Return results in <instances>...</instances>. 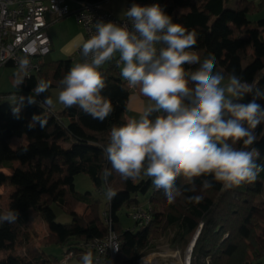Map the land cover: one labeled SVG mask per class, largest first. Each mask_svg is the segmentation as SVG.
Wrapping results in <instances>:
<instances>
[{
	"label": "trees",
	"instance_id": "obj_1",
	"mask_svg": "<svg viewBox=\"0 0 264 264\" xmlns=\"http://www.w3.org/2000/svg\"><path fill=\"white\" fill-rule=\"evenodd\" d=\"M102 2L103 0H80ZM166 12L189 31L198 34L194 49L203 51L201 59L210 54L215 56L214 71L226 77L235 72L243 81L250 82L254 89L264 91V18L252 22L248 12L253 7L249 0H236L228 7V0H161ZM264 2V0H263ZM182 8H189L182 11ZM251 35L247 38V35ZM252 49L251 60L244 64L245 47ZM159 47V46H158ZM112 59L99 69L106 77L102 95L111 100L113 112L101 123L86 115L78 106L52 111L48 105H42L44 97L33 95L37 84L43 81L49 87H60L59 81L72 67L71 59L55 60L51 55L43 59L41 70L25 77L24 83L15 86V92L24 97L20 104L19 118L12 109L17 103L0 104V162L2 167L13 168V173L0 170V185L9 184L17 188L12 209L19 212L14 224L0 225V252L10 251L0 259V264H62V259L47 253L39 245L36 230L27 226L29 211L36 210L48 227V244H58L65 254L72 252L92 253L93 264H102L96 258V252L88 245L97 238L105 237L111 231L119 237L121 245L115 264H139L138 257L143 251L152 249L166 233L171 246H187L198 233L191 255V264H260L264 255V171L255 182H244L239 186L225 187L211 176L195 179V185H202L208 179L213 186L204 189L199 202L189 201L186 192L189 182L183 177L177 179L181 194L172 203H162L157 208L152 201H162L164 190L154 189L152 178L141 175L136 180H122L113 172L107 183L102 172L111 165L103 149L110 141L113 126L123 125L131 90L122 80L121 69ZM10 65V64H8ZM198 65H185L187 71H194ZM35 103H28V98ZM251 99L246 95L242 102ZM19 103V102H18ZM264 104V100L260 101ZM34 115L47 121L41 129L37 123L29 128ZM27 135L26 144L11 146L12 139ZM256 142L248 149L259 150L257 164L264 165V123L255 130ZM69 143L63 147L60 143ZM243 148V144L234 145ZM21 159L14 168L13 161ZM36 172L38 177L31 179ZM86 173L98 190L115 192L105 207L103 218L101 200L87 191H77L75 178ZM150 194V205L141 204L139 195ZM262 197V196H261ZM1 201V194H0ZM85 203L89 212L78 214L76 205ZM54 205L71 216L68 223L59 222ZM142 206L150 211L152 220L149 225L134 221L139 230L122 227L119 212L123 207ZM0 214H3L0 207ZM23 247L22 253L14 250Z\"/></svg>",
	"mask_w": 264,
	"mask_h": 264
},
{
	"label": "clouds",
	"instance_id": "obj_2",
	"mask_svg": "<svg viewBox=\"0 0 264 264\" xmlns=\"http://www.w3.org/2000/svg\"><path fill=\"white\" fill-rule=\"evenodd\" d=\"M131 22L117 24L98 20L96 32L83 42V62L76 63L59 81L58 101L66 108L78 106L86 115L103 123L113 112L111 100L102 95L106 77L99 70L119 53L121 76L151 103L139 118L127 120L110 130V141L103 149L110 168L102 172L107 183L113 172L122 180H136L142 174L152 178L157 190L163 189L169 203L181 194L177 179L183 177L193 187L195 179L211 176L225 187L255 182L264 165L256 163L259 150L255 129L264 123V91L243 81L234 71L227 77L214 71L215 56L203 60L191 51L197 44L195 30L189 31L159 3H132L126 11ZM159 46V47H158ZM185 65H198L187 71ZM27 57L19 61L15 84L19 87L28 75ZM227 81V82H225ZM49 85L40 81L36 96ZM251 99L242 102L246 95ZM12 112L19 118L20 104ZM28 103H35L30 96ZM45 96L42 105H51ZM163 113V114H161ZM41 129L47 121L34 115L29 124ZM243 148L234 147L238 143ZM203 188L213 186L208 179ZM105 195L115 196L111 186ZM187 199L199 202L202 197ZM19 212L9 209L0 214V225L14 224ZM81 264H93L92 253L81 256Z\"/></svg>",
	"mask_w": 264,
	"mask_h": 264
},
{
	"label": "rangeland",
	"instance_id": "obj_3",
	"mask_svg": "<svg viewBox=\"0 0 264 264\" xmlns=\"http://www.w3.org/2000/svg\"><path fill=\"white\" fill-rule=\"evenodd\" d=\"M160 1V0H156ZM236 0H228L227 6L233 7L235 5ZM252 2L253 7L248 12V19L252 21L253 23L256 22L259 19L264 18V2L263 0H249ZM129 0H112L111 3L106 4V8L112 11L115 15L123 17L126 15L127 7H128ZM71 7L74 6V3L72 1H68V3ZM52 32L50 31V36L53 39V49L50 53L51 57L55 60L59 59H71L72 61V67L79 62H82L79 55L76 53V51L73 52H63L61 49V46L71 40L72 38H76L77 35L82 33V27L77 22L76 17L74 14H70L67 17H64L54 23ZM251 35H247V38H249ZM194 53H198L200 49H192ZM246 51V58L244 61V64H247L251 60L252 55V49L247 45L245 47ZM119 68L122 71L123 63L119 65ZM20 69L15 65H4L0 67V104L4 102H10V103H18L19 98L23 95L14 93L15 92V75ZM123 80V78H122ZM227 82V81H225ZM250 83V82H247ZM137 89L133 90L132 88L130 96H129V104L127 105L126 109V116L128 119L132 118H139V115L142 114V112L145 110V108L151 103L146 97H141L139 86H136ZM130 88V87H129ZM61 90L60 87H48L46 93H42V97L45 98V96H48L52 104L49 106L50 110L52 111H59L64 108V105L59 103L58 101V93ZM33 95H36L35 91L32 92ZM137 95V96H136ZM138 97L139 96V102L135 101V99L132 100V97ZM163 114V113H161ZM256 130V129H255ZM254 130V131H255ZM27 135L24 133L21 137H15L12 139L11 146L13 148H16L18 144H26L27 142ZM63 147L69 146V143L61 142L60 143ZM21 159L17 158L13 161L14 168L17 167L21 161ZM0 170L5 172L6 174L13 173V168L10 167H2L0 162ZM31 179H34L38 177L37 173L34 172L30 175ZM75 185L77 191L81 193H86L87 191L92 192V195L96 198H99L101 200V211L102 216L104 218V210L107 205V202L109 199L105 195V190H98L90 176L86 173H79L75 178ZM192 185H189L186 187V192L190 196H201L204 189L203 185H194L195 190L190 191L188 189L192 188ZM17 193V188L14 185L9 184H2L0 185V194H1V201H0V207L2 209V212L5 213L9 209H12L13 201L15 200L14 194ZM262 196V197H261ZM260 196V200H264V195ZM139 198L141 200V204L145 207H149L150 205V194H141L139 195ZM167 199L164 198L162 201H157L156 199L152 201V204H155L157 208H163L162 203H167ZM54 209L57 214V220L59 222L68 223L71 221V216L63 211L60 207L54 205ZM131 208L125 206L123 207L120 212V221L122 224V227L128 229L133 228L134 230H139L141 226H137L133 217L130 215ZM76 211L78 214H87L89 212V209L87 208L85 203H79L76 205ZM36 210L31 209L29 211V218L27 219V226L31 228L32 230H36L39 237L37 238V242L39 245H44V250L47 253H51L60 259H63L65 254V249H63L58 244H48L47 238H48V227L43 222V220L36 215ZM264 225V223H263ZM173 233L171 232L168 236V233L163 235L158 240H154L153 243L156 244L152 249L148 248L145 251L141 253V255L138 257V263L142 264L141 262H144L145 259L153 261H156V264H165L169 262H175L180 259V263L187 264L188 257L191 253L190 247L193 246V242L195 238L198 237V233L193 238L192 241L189 242L187 246H171L170 237ZM264 245V244H263ZM194 248V247H193ZM14 250L18 253H22L23 247L16 245ZM179 251V254L175 256L174 252ZM10 251H2L0 252V259L8 256ZM193 252V250H192ZM84 253H79L75 255L67 264H81V256ZM191 257V256H190ZM260 264H264V255L262 256L260 260Z\"/></svg>",
	"mask_w": 264,
	"mask_h": 264
},
{
	"label": "built area",
	"instance_id": "obj_4",
	"mask_svg": "<svg viewBox=\"0 0 264 264\" xmlns=\"http://www.w3.org/2000/svg\"><path fill=\"white\" fill-rule=\"evenodd\" d=\"M68 1H72L74 6L71 7L67 4ZM110 1L0 0V67L11 64L19 68V61L27 57L30 62L27 76L37 74L41 70L43 59L49 56L53 49L49 26L70 14H74L84 31L83 42L95 34V23L98 20L117 24L127 23L131 28V22L126 15L117 16L106 8V4H109ZM132 3L141 5L159 3L164 7L161 0H129L127 9ZM82 44L76 53L83 62L85 58L81 54ZM120 64L121 62L118 60L117 66ZM123 81L129 86L126 80L123 79ZM129 87L133 90L137 89V87ZM154 189H156L155 186ZM103 215L105 217L106 213ZM132 217L144 226L149 225L152 220L150 211L142 206L132 207ZM120 245L119 237L111 231L107 236L97 238L88 246L95 250L96 258L102 264H115L120 252ZM192 247H190V251ZM174 254L177 256L179 251H175ZM73 257L72 252L67 253L62 259V264H67ZM206 262L209 264L210 259L206 258ZM141 263L156 264L157 262L145 259ZM165 264L182 263L179 259ZM187 264H191L190 255Z\"/></svg>",
	"mask_w": 264,
	"mask_h": 264
},
{
	"label": "crops",
	"instance_id": "obj_5",
	"mask_svg": "<svg viewBox=\"0 0 264 264\" xmlns=\"http://www.w3.org/2000/svg\"><path fill=\"white\" fill-rule=\"evenodd\" d=\"M111 1H112V0H111ZM111 1H110L109 3H111ZM181 10H182V11H188L189 8H182ZM53 24H54V23H53ZM53 24H51V25L49 26V32H50V31L52 32V29H53V26H52V25H53ZM83 40H84V31H83V29H82V33H80L79 35H77L75 39L72 38V39L69 40L68 42L64 43V44L61 46V49H62L63 52H66V53H68V52L70 53V52H73V51H77L78 47L82 44ZM52 47H53V39H52ZM202 53H203V51L200 50L197 54L201 57ZM113 59H115V60L119 59V53H117V54L113 57ZM107 64H108V63H106L105 66H106ZM140 94H141V93H140ZM136 96H137V95H136ZM136 96L132 97V100L135 99V101L139 102V99H140V98H139V96H138V97H136ZM141 97H143L142 94H141ZM129 102H130V101L128 100V104H129ZM126 119L129 120L127 116H126Z\"/></svg>",
	"mask_w": 264,
	"mask_h": 264
},
{
	"label": "water",
	"instance_id": "obj_6",
	"mask_svg": "<svg viewBox=\"0 0 264 264\" xmlns=\"http://www.w3.org/2000/svg\"><path fill=\"white\" fill-rule=\"evenodd\" d=\"M196 239H197V238H195V240H194V242H193V247H194V245H195V243H196ZM193 247H192V249H191L190 256L192 255V250H193Z\"/></svg>",
	"mask_w": 264,
	"mask_h": 264
}]
</instances>
